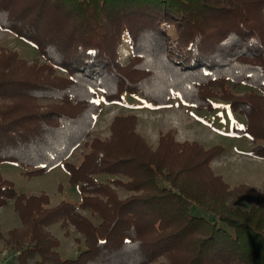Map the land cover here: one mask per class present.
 <instances>
[{"label": "trees", "instance_id": "obj_1", "mask_svg": "<svg viewBox=\"0 0 264 264\" xmlns=\"http://www.w3.org/2000/svg\"><path fill=\"white\" fill-rule=\"evenodd\" d=\"M0 28L39 53L28 61L0 46V162L27 175L62 163L81 194L50 205L0 174V207L12 199L21 222L2 235L13 264H264V194L213 170L219 145L178 140L175 128L152 144L133 113L87 141L98 92L105 103L140 92L160 106L176 94L198 109L221 98L244 117L250 155L264 159V0H0ZM229 82L250 89L233 93ZM56 221L83 237L73 258L57 249Z\"/></svg>", "mask_w": 264, "mask_h": 264}, {"label": "rangeland", "instance_id": "obj_2", "mask_svg": "<svg viewBox=\"0 0 264 264\" xmlns=\"http://www.w3.org/2000/svg\"><path fill=\"white\" fill-rule=\"evenodd\" d=\"M0 46L15 49L28 61L39 57L38 50L32 42L1 28ZM119 52L120 60L123 64L126 63L130 50L125 43L120 45ZM57 73H60V70H57ZM227 88L233 93H243L250 89L244 84L233 86L231 82L228 83ZM97 100L101 104V110L95 117L87 141L95 136L106 137L110 133L109 123L114 115L133 113L137 119V131L152 144L156 143L161 132L175 128V137L178 140H195L204 147L219 145L220 153L211 160L213 170L230 185L242 181L264 194V159L250 155L249 150L253 142L247 133L238 131L245 126V119L239 112L230 108L227 100L213 98L212 109L195 108L181 101L176 94L163 106L146 101L140 92L124 91L121 100L112 103H105L98 92ZM86 151V145L79 144L71 151L68 161L77 164ZM0 174L12 181L19 192L26 194L44 192L50 205H56L61 201L79 203L81 200L78 183L70 181L69 173L62 163L44 173L27 175L24 169L15 163L2 161ZM97 177L104 178V174H98ZM116 191L120 197L129 193L122 187H116ZM251 201L252 197L246 196L242 203L248 205ZM195 211L200 215H208L200 208H195ZM82 212L93 223H98L100 220L98 215L91 214L88 210ZM20 223L13 200L10 199L0 207V264L14 262V253L3 247L2 235H5L8 229L19 226ZM49 230L58 239L57 249L62 257L73 258L79 249L85 247L82 235L72 225L63 228L60 222L56 221L49 226Z\"/></svg>", "mask_w": 264, "mask_h": 264}, {"label": "crops", "instance_id": "obj_3", "mask_svg": "<svg viewBox=\"0 0 264 264\" xmlns=\"http://www.w3.org/2000/svg\"><path fill=\"white\" fill-rule=\"evenodd\" d=\"M229 183V182H228Z\"/></svg>", "mask_w": 264, "mask_h": 264}, {"label": "snow or ice", "instance_id": "obj_4", "mask_svg": "<svg viewBox=\"0 0 264 264\" xmlns=\"http://www.w3.org/2000/svg\"><path fill=\"white\" fill-rule=\"evenodd\" d=\"M242 127V126H241Z\"/></svg>", "mask_w": 264, "mask_h": 264}]
</instances>
